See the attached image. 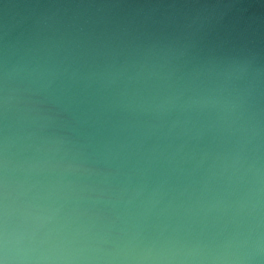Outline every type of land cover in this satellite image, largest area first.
<instances>
[{
    "label": "water",
    "instance_id": "water-1",
    "mask_svg": "<svg viewBox=\"0 0 264 264\" xmlns=\"http://www.w3.org/2000/svg\"><path fill=\"white\" fill-rule=\"evenodd\" d=\"M0 264H264V0H0Z\"/></svg>",
    "mask_w": 264,
    "mask_h": 264
}]
</instances>
